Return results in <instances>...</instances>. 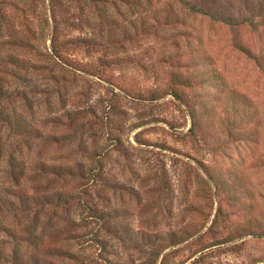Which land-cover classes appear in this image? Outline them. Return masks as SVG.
I'll return each instance as SVG.
<instances>
[{"label":"rangeland","instance_id":"obj_1","mask_svg":"<svg viewBox=\"0 0 264 264\" xmlns=\"http://www.w3.org/2000/svg\"><path fill=\"white\" fill-rule=\"evenodd\" d=\"M0 264H264V0H0Z\"/></svg>","mask_w":264,"mask_h":264},{"label":"trees","instance_id":"obj_2","mask_svg":"<svg viewBox=\"0 0 264 264\" xmlns=\"http://www.w3.org/2000/svg\"><path fill=\"white\" fill-rule=\"evenodd\" d=\"M84 2H86V3H89V4H93V5H97L98 3H103V4H106V3H108L110 0H83ZM111 1H113V0H111ZM181 2H183V0H180ZM186 3V2H185ZM187 5H186V7H187V9L188 10H190V11H192V12H197V13H201V14H206V13H204V11L203 10H201V9H198V8H196L193 4H189V3H186ZM82 43H88L87 41H83ZM52 50H53V53H55V55L56 56H58V48L57 47H55L54 45H52V48H51ZM191 117H192V120L195 118L194 117V115L193 114H191ZM241 121V120H240ZM240 121H239V123H240ZM238 123V124H239ZM232 126H237L238 124H235L234 122H232ZM196 125V123H195V121L193 120V123H192V127L190 128L191 129V132H192V128L194 127ZM190 131V130H189ZM248 132L247 133H244V134H246V136H249V130H247ZM245 139H248L247 137L245 138ZM210 180H211V183H213V187L216 189V190H226V189H228L229 187H230V189H232V190H234V189H236V188H233L232 186L233 185H231V186H226V184L224 183V181L222 182V181H217L216 179H214V178H210ZM232 183V182H231ZM233 183H234V180H233ZM232 183V184H233Z\"/></svg>","mask_w":264,"mask_h":264}]
</instances>
